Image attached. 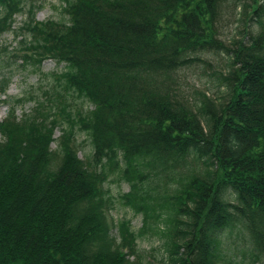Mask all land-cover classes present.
Instances as JSON below:
<instances>
[{
	"label": "trees",
	"instance_id": "obj_1",
	"mask_svg": "<svg viewBox=\"0 0 264 264\" xmlns=\"http://www.w3.org/2000/svg\"><path fill=\"white\" fill-rule=\"evenodd\" d=\"M240 3L62 0L59 20L40 21L32 0H0V64L38 69L53 59L61 66L44 74L48 95L32 93L30 112L19 116L24 99L16 98L0 121V264H148L131 221L117 225L109 214L113 173L129 184L121 197L144 214V228L166 212L171 264H232L220 260L218 245L237 224L260 259L264 0L252 5V31L225 42L222 10L240 7L241 23L247 8ZM7 32L23 51L16 59V47L2 41ZM210 52L228 60L214 81L222 96L190 99L178 77ZM8 85L0 75L4 94ZM77 131L93 146L85 159Z\"/></svg>",
	"mask_w": 264,
	"mask_h": 264
},
{
	"label": "rangeland",
	"instance_id": "obj_2",
	"mask_svg": "<svg viewBox=\"0 0 264 264\" xmlns=\"http://www.w3.org/2000/svg\"><path fill=\"white\" fill-rule=\"evenodd\" d=\"M61 1L62 0H32V2L40 5V8L37 10V19L40 21L51 18L59 20L63 14ZM262 1L263 0H241L242 3L240 4H246L247 8L246 17L241 23L238 21V18L241 16V8L234 7L232 4L224 6V10H222L220 16V33L225 42H228L232 37L238 39L252 31V25L256 22V20L250 19L255 15L252 13V5L255 6ZM24 17L25 15H19L17 21H21ZM2 39L4 43L10 45L12 48L13 46L16 47L13 53V59L22 55L23 51L19 50V47H17L19 46V40H17L11 32L3 34ZM202 59V61H197L193 66L189 67V70L181 75L182 77L179 76L178 81L179 83L181 82L182 89L185 91L186 95H189L190 99L191 97L197 96V94L200 97L202 93H208L211 97L218 99V97L222 95L220 96L217 82L214 83V81L216 78H221L222 80L220 73L226 74L228 60L224 54L217 52L206 53ZM60 68L61 66L53 59H46L38 69L33 67L23 69L17 66L13 70V68H6L4 65L0 64L1 77L9 78V85L6 93L4 94L3 91L0 90V121L5 119L9 113V101L16 98L24 99L23 103H20L17 107V114L21 116L25 112H30L35 105V99L30 98L32 93L40 95L43 93V97L48 95V93L45 92L46 88L43 86L47 85L44 74H51L59 71ZM221 80H218V82ZM42 87L43 89H41ZM77 110L78 107L75 108L74 112ZM77 132L76 140L79 145V155L81 158L85 159L92 155L93 146L88 140L83 141L86 139L85 134L79 131ZM61 134L62 129L57 127L54 134L57 140L52 144L53 149L58 148V140ZM191 167H197L196 163H191ZM155 181L157 182V180ZM106 188H109L112 195L116 197L115 206L109 211V214L116 221L117 225L126 220L131 221V228L137 234L139 254L144 256L143 258L148 264H166L164 261L171 264L168 262V255L163 245L167 236V224L165 222L167 218L166 212L163 213L158 222L153 224L152 227L144 228V214L142 212H136L131 207L127 206L125 200L121 197V195L129 191V184L121 180L116 173H113L109 175ZM159 210L160 209H158V211ZM112 233L117 240L120 241L118 228L113 227ZM219 242L218 253L220 254L221 261L227 260L232 264H264V254H261L260 259H256L251 255L253 253V249H251L253 247L251 236L247 229L243 228L240 224L226 229L220 235ZM162 259L164 260L163 262Z\"/></svg>",
	"mask_w": 264,
	"mask_h": 264
}]
</instances>
